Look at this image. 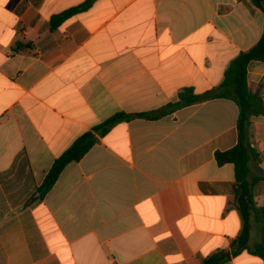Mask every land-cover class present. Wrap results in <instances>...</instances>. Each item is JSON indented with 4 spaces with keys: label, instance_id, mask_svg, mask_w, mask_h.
Segmentation results:
<instances>
[{
    "label": "crops",
    "instance_id": "1",
    "mask_svg": "<svg viewBox=\"0 0 264 264\" xmlns=\"http://www.w3.org/2000/svg\"><path fill=\"white\" fill-rule=\"evenodd\" d=\"M86 1L0 0V264H201L229 250L242 229L235 168L215 158L238 142L228 99L115 125L31 198L94 126L219 86L261 39L263 12L250 0H95L51 30ZM247 79L264 96V62ZM250 135L264 156V115ZM254 192L264 207V180ZM260 241L253 223L250 249ZM225 264L264 260L244 251Z\"/></svg>",
    "mask_w": 264,
    "mask_h": 264
},
{
    "label": "trees",
    "instance_id": "2",
    "mask_svg": "<svg viewBox=\"0 0 264 264\" xmlns=\"http://www.w3.org/2000/svg\"><path fill=\"white\" fill-rule=\"evenodd\" d=\"M94 1L87 0L80 6L53 16L50 21L51 30L57 29L74 15L90 9ZM250 2L264 15V0H250ZM22 46L21 44L17 45V49L19 50ZM253 61L264 62V33L256 45L247 51L240 52L231 61L219 86L202 94H197L192 87H186L179 92L176 103H170L157 111L146 113L118 112L105 122L82 134L54 161L43 183L38 187L36 195L31 200H43L57 183L65 168L69 164L83 159L115 125L134 119L157 120L190 105L214 99H228L239 108L238 142L229 150L217 151L215 158L219 166L234 165L236 184L232 204L240 213L242 229L231 242L229 250H219L206 257L201 264H225L244 251H249L264 260V207L257 205L254 192L256 184L264 180V170L261 167L264 156L252 146L250 135L253 120L264 115V96L260 89L253 91L248 85V67ZM253 223L258 224L261 230V241L254 250L249 247Z\"/></svg>",
    "mask_w": 264,
    "mask_h": 264
},
{
    "label": "rangeland",
    "instance_id": "3",
    "mask_svg": "<svg viewBox=\"0 0 264 264\" xmlns=\"http://www.w3.org/2000/svg\"><path fill=\"white\" fill-rule=\"evenodd\" d=\"M257 229H258V228L255 229L254 237H255L257 234H258V235L260 234V233H259V229H258V230H257Z\"/></svg>",
    "mask_w": 264,
    "mask_h": 264
}]
</instances>
